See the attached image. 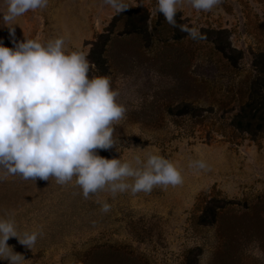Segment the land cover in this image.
<instances>
[{"label": "rangeland", "instance_id": "rangeland-1", "mask_svg": "<svg viewBox=\"0 0 264 264\" xmlns=\"http://www.w3.org/2000/svg\"><path fill=\"white\" fill-rule=\"evenodd\" d=\"M126 3L147 12L145 33L126 32L125 17L111 25L117 14L103 0H49L11 22L15 36L0 21V42L13 48L25 36L42 43L65 36L71 50L87 55L90 76L111 78L126 109L115 125L119 144L98 154L132 160L156 152L183 183L85 199L74 182L0 171V218L13 219L20 234L40 233L32 250L17 238L7 244L24 256L20 264H264V134L230 125L256 73L255 56L264 53V0H222L209 12L185 4L181 24L198 27L206 37L199 41L174 38L156 0ZM6 10L0 0V13ZM102 33L108 40L97 66L90 51ZM217 45L230 49L234 66ZM195 159L208 167H189ZM98 198L110 212L100 211Z\"/></svg>", "mask_w": 264, "mask_h": 264}, {"label": "clouds", "instance_id": "clouds-1", "mask_svg": "<svg viewBox=\"0 0 264 264\" xmlns=\"http://www.w3.org/2000/svg\"><path fill=\"white\" fill-rule=\"evenodd\" d=\"M116 14L129 9L126 0H103ZM222 0H156L157 12L173 28L193 41L206 39L198 27L178 24L177 13L185 4L209 12ZM49 0H6L0 21L15 36L11 23L29 11L45 9ZM90 62L81 50H71L65 36L42 43L38 39L14 42L9 48L0 42V171L25 180L73 183L85 199L101 191L113 196L130 192L151 193L183 183L176 165L156 152L144 150L132 160L108 159L97 150H111L119 144L115 125L126 109L117 102L118 90L108 76H90ZM139 148V147H137ZM118 149V148H117ZM116 149V150H117ZM189 167L204 170L203 159ZM2 179V177H0ZM102 213L111 211L107 200L97 199ZM40 233H18L15 221L0 218V259L20 264L22 254L7 244L17 238L32 250Z\"/></svg>", "mask_w": 264, "mask_h": 264}, {"label": "trees", "instance_id": "trees-1", "mask_svg": "<svg viewBox=\"0 0 264 264\" xmlns=\"http://www.w3.org/2000/svg\"><path fill=\"white\" fill-rule=\"evenodd\" d=\"M157 14L161 19H165L162 14L158 12ZM179 16L180 14L177 13L176 20L178 24H181L182 21ZM124 17L125 26L127 28L131 26V29L128 28L125 30L126 32H136L141 34L147 31V28L145 27H147L146 22L148 20V14L142 5L137 6L133 10H127L117 14L113 18L111 25H114L115 22ZM179 31V28H173L174 38L178 39L186 34L185 32ZM221 33L222 31H213V34L217 35V37ZM107 40L106 33H102L97 36L93 43V48L90 51V58L97 66L103 65V59L100 56L99 50H101ZM216 48L230 65L234 66L236 64L234 56L227 51L230 49H226L227 47L220 45H217ZM254 62L256 73L248 86L246 98L238 106L237 111L230 119L231 126L252 136L264 134V53H259L255 56ZM214 214L215 213L212 212V216H214Z\"/></svg>", "mask_w": 264, "mask_h": 264}]
</instances>
